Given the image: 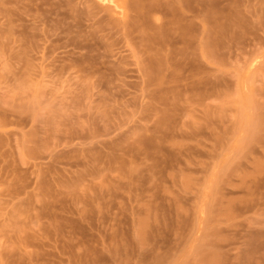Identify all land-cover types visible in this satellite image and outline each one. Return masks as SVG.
Instances as JSON below:
<instances>
[{
	"label": "rangeland",
	"instance_id": "rangeland-1",
	"mask_svg": "<svg viewBox=\"0 0 264 264\" xmlns=\"http://www.w3.org/2000/svg\"><path fill=\"white\" fill-rule=\"evenodd\" d=\"M0 264H264V0H0Z\"/></svg>",
	"mask_w": 264,
	"mask_h": 264
},
{
	"label": "bare ground",
	"instance_id": "bare-ground-1",
	"mask_svg": "<svg viewBox=\"0 0 264 264\" xmlns=\"http://www.w3.org/2000/svg\"><path fill=\"white\" fill-rule=\"evenodd\" d=\"M105 1V0H104Z\"/></svg>",
	"mask_w": 264,
	"mask_h": 264
}]
</instances>
